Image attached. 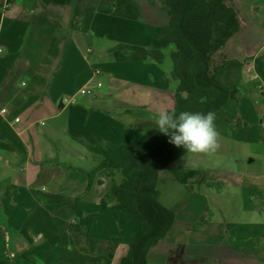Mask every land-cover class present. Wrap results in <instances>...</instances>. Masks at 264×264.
Segmentation results:
<instances>
[{"label":"crops","instance_id":"obj_1","mask_svg":"<svg viewBox=\"0 0 264 264\" xmlns=\"http://www.w3.org/2000/svg\"><path fill=\"white\" fill-rule=\"evenodd\" d=\"M169 19L164 0H0V264H23L26 260L17 254L31 246L35 251L40 240L35 219L57 213L66 221L63 234H75L85 246L78 264H114L117 246L124 241L114 238L103 218L124 220L132 228L128 241L137 239L138 223L114 210L111 185L121 183V175L99 172L83 196L87 173L97 160L91 157L90 164L82 143L99 136L111 144H130L159 132L157 113L175 107L162 67L164 50L170 48L163 32ZM87 87L94 93L82 95ZM258 88L263 99L256 104L264 106V86ZM241 98L238 104L229 103L240 110V119ZM263 116L259 120L264 127ZM73 140L87 155L72 146ZM176 164L171 168L190 170ZM240 175L251 180L246 186L264 190L263 177ZM176 183L162 168L159 189ZM96 186L102 189L101 200L92 197ZM197 195L192 192L189 198ZM103 197L108 208L100 213ZM169 208L178 217L175 208ZM174 228L151 249L149 264H264L260 238L246 246L238 234L224 228H195L194 234ZM49 232L60 235L55 229ZM198 253L201 256L194 257Z\"/></svg>","mask_w":264,"mask_h":264},{"label":"trees","instance_id":"obj_2","mask_svg":"<svg viewBox=\"0 0 264 264\" xmlns=\"http://www.w3.org/2000/svg\"><path fill=\"white\" fill-rule=\"evenodd\" d=\"M168 8L169 23L163 28L168 36L169 48L163 70L167 88L174 93L177 114L182 111L215 114L229 103H240L244 89L240 85L232 88L223 84V75L242 64L224 54L227 43L242 30V22L234 0H164ZM264 72L261 59L253 60ZM178 82V86L172 85ZM171 111V110H170ZM97 160L96 168L87 173L89 185L103 170L110 176H122L121 183L113 181L111 194L116 198L115 211L130 214L139 225L136 241L129 246L127 255L120 264H149L148 255L176 223L173 210L161 202L159 189L160 172L167 168L178 184L188 190H201L208 184L205 171H180L171 168L186 156L183 148L169 143V137L159 132L130 144H111L99 136L94 142H83ZM99 184L102 182L99 181ZM79 197L73 201L78 202ZM100 213L108 208L104 198ZM92 226V217L85 231ZM61 243L50 249L49 264H58ZM4 252L6 246L4 245ZM34 247L18 253L17 259L35 264Z\"/></svg>","mask_w":264,"mask_h":264},{"label":"rangeland","instance_id":"obj_3","mask_svg":"<svg viewBox=\"0 0 264 264\" xmlns=\"http://www.w3.org/2000/svg\"><path fill=\"white\" fill-rule=\"evenodd\" d=\"M234 3L241 15L243 30L227 43L223 52L228 58L240 62L242 66L231 69L223 84H228L230 88L240 85L244 89L241 98L243 109L241 119L239 118L240 110L232 104L227 105L221 113L216 115L215 123L220 133L218 151L212 155L187 154L176 164L186 169L208 172L209 185L203 186L201 190H188L191 192L186 193L187 189L176 183L161 186L160 192L162 193L161 202L175 208L177 212L176 228H174L177 233L190 230L194 234L195 228L202 227L224 228L231 234H238L243 245L251 246L256 244L257 238L264 241V190H255L246 186L250 179L241 178L240 174H255L263 177L264 184V127L259 120L260 114L264 115V106L256 104L261 98L258 86H264V73L260 72L261 70L253 61L261 59L264 69V0H234ZM159 132L156 130L151 134ZM76 142L73 140L72 146L85 149ZM60 143L58 142L57 147ZM85 151L87 155L88 150L85 149ZM88 153L89 160L92 161L93 155L89 151ZM90 164H93V161ZM215 179H220L222 182L216 180L215 183ZM238 180L240 182H237ZM242 183L245 184L242 185ZM96 188L92 197L96 195L101 200L102 189L99 186ZM192 192L198 195L189 198ZM85 195L87 196L88 192L83 194ZM83 196L80 197L83 198ZM88 202L94 204L95 200L89 198ZM200 203L204 204L203 209L197 207ZM131 219L137 224L133 218ZM103 220L109 227L110 233L115 236L114 238H123L124 242L117 246V256L114 261V264H120L127 255L130 244L136 241V239L132 243L128 241L132 228L130 225L125 226L124 220L116 222L112 220V217H106ZM35 221L40 232L38 234H41L40 240L35 244L37 253V257H33L35 264H49L50 249L59 243L62 246V240L64 246L61 250L64 254L62 252L63 257L58 264L82 262L83 259L80 258L84 255L83 247L85 246L76 239L75 234H69L66 231L63 234V224L66 221L61 214L49 215L48 219L37 218ZM50 229L57 230L60 235H53L49 232ZM127 230L129 233L126 232ZM8 232L7 237L11 235V231ZM199 256L201 253L194 255V257ZM23 264L31 263L23 261Z\"/></svg>","mask_w":264,"mask_h":264},{"label":"clouds","instance_id":"obj_4","mask_svg":"<svg viewBox=\"0 0 264 264\" xmlns=\"http://www.w3.org/2000/svg\"><path fill=\"white\" fill-rule=\"evenodd\" d=\"M174 48V45H170ZM165 55H167V50ZM178 86V82L172 85ZM214 112L161 110L156 115L157 129L169 137V143L193 155H212L220 148V133Z\"/></svg>","mask_w":264,"mask_h":264},{"label":"built area","instance_id":"obj_5","mask_svg":"<svg viewBox=\"0 0 264 264\" xmlns=\"http://www.w3.org/2000/svg\"><path fill=\"white\" fill-rule=\"evenodd\" d=\"M97 86L101 87L102 85L98 84ZM93 93H94V89L92 87H87V88H84V89L81 90V94L82 95H91ZM2 112L5 113L6 110H3Z\"/></svg>","mask_w":264,"mask_h":264}]
</instances>
